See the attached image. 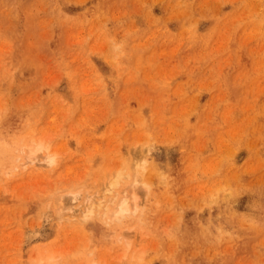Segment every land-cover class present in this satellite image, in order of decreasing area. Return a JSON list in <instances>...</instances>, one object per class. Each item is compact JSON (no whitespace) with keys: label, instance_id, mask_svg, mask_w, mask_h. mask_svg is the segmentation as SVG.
<instances>
[{"label":"rangeland","instance_id":"374dc122","mask_svg":"<svg viewBox=\"0 0 264 264\" xmlns=\"http://www.w3.org/2000/svg\"><path fill=\"white\" fill-rule=\"evenodd\" d=\"M0 264H264V0H0Z\"/></svg>","mask_w":264,"mask_h":264},{"label":"bare ground","instance_id":"6f19581e","mask_svg":"<svg viewBox=\"0 0 264 264\" xmlns=\"http://www.w3.org/2000/svg\"><path fill=\"white\" fill-rule=\"evenodd\" d=\"M26 156L31 159L32 161L36 160L37 162L41 161L45 164H51L55 160V155L51 154L48 150V147H46L43 143L41 142H36L28 147V152ZM117 173H112L109 182L110 184L114 185L115 182L117 181ZM77 196H72V199H76ZM125 213V210L121 207L119 210L115 213V216L118 214H123ZM30 232V231H29ZM29 232L27 233L26 237L29 236ZM31 234V233H30ZM30 237V236H29ZM28 238V237H27Z\"/></svg>","mask_w":264,"mask_h":264}]
</instances>
